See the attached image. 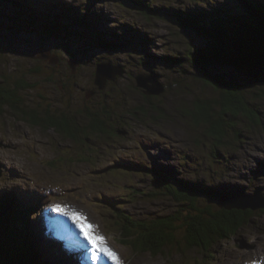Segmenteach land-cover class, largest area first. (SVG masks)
Returning <instances> with one entry per match:
<instances>
[{"label":"rangeland","instance_id":"obj_1","mask_svg":"<svg viewBox=\"0 0 264 264\" xmlns=\"http://www.w3.org/2000/svg\"><path fill=\"white\" fill-rule=\"evenodd\" d=\"M64 1L68 6L83 7L81 14L88 15L84 16L86 22L88 17L93 21L89 22L91 28L64 19L71 23L67 29L62 27L64 34L44 35L34 30L35 24L16 26V11L0 0V79L6 76L11 85L18 78L31 83L35 90L26 91L23 100L68 112L79 126L88 122L86 108L88 112L98 111L111 123L109 136L90 134L79 140L69 139L53 129L32 125L0 106V196L5 191L14 193L10 189L15 188V193L23 194L31 204L42 202L29 218L46 264H86L89 255L95 264H264L262 211H256L231 238L215 243L209 251L212 258L206 252L189 249L180 230L176 232L178 244L152 256L134 253L124 245L117 219L107 204L121 202L122 211L135 220L178 213L180 207L171 198L151 194L159 191L158 179L163 172H168L172 180L199 181L218 192L224 186L230 192L221 190L218 200L201 199L203 206L219 208L217 203L223 197L255 193L264 197V98L257 96L264 82L232 69L228 72L238 74L247 89L246 99L256 122L249 112L234 116L235 127L228 128L224 145L217 147L204 124L190 122L189 110L196 97L213 99L218 93L204 84L199 69L183 61L181 66H171L166 59L184 56L189 47L198 45V38L172 22L173 9L208 7L209 1L228 5L229 0ZM139 3H150L164 18L144 14ZM98 36L116 48L100 47ZM46 49L58 57L55 66L33 55ZM70 62L75 65L74 73ZM100 62L125 70L122 76L108 81L103 90L94 84L96 64ZM36 67L44 73L26 74ZM52 71L56 82L46 80ZM209 72L224 70L212 68ZM150 73L165 87L162 94L151 98L162 113L158 119L148 108L146 94L135 83L136 75ZM66 83L69 93L64 88ZM140 106L149 113L143 115ZM118 163L128 164L133 171L117 169ZM140 164L157 175L139 172L136 168ZM248 184L250 187L243 189ZM55 222L51 229L49 224ZM78 224L91 226L85 231L95 240V246L85 241ZM50 237L67 248L61 247L57 255L49 253L46 245L51 251L54 247L46 239ZM101 248L115 253L118 261L106 256ZM63 254L66 260L61 258ZM76 256L82 258L77 261Z\"/></svg>","mask_w":264,"mask_h":264},{"label":"trees","instance_id":"obj_2","mask_svg":"<svg viewBox=\"0 0 264 264\" xmlns=\"http://www.w3.org/2000/svg\"><path fill=\"white\" fill-rule=\"evenodd\" d=\"M1 2L16 11L14 16L16 26L26 24L32 27V24H35L34 30L44 35L64 34L65 32L61 31L62 27L67 29V25L71 26V23L67 24L64 19L74 20V25L87 28H91L89 22L93 23L90 17L88 22L84 19L86 14H81L83 7L68 6L64 0H1ZM140 7L146 15L164 18L161 11L158 8L154 9L150 3H141ZM170 14L174 18L172 20L174 24L198 38V45L189 47L184 56H166L167 61L171 66H181L184 62L199 69L204 84L211 86L218 93L217 98L213 99L196 97L192 109L189 110L190 122L193 125L204 124L216 146H222L228 128L235 127L232 123L234 116L249 112L251 119L256 122L255 114L250 113L246 99L247 89L241 84V80H238V74L228 72L232 69L264 82V0H229L228 5L209 1L208 7L192 10L175 8ZM91 15L94 16V13ZM98 41L100 47L116 48L99 36ZM212 68L223 69L224 72L210 74L209 70ZM40 73H44V70L36 67L29 69L26 74ZM53 74L54 72L50 73L46 80L56 82ZM1 77L0 106L8 107L22 120L32 125L53 129L69 139L79 140L82 135L86 138L90 134L107 136L111 134L110 121L102 118L98 111L88 112L86 108L84 111L88 122L79 126L75 117L68 112H58L42 102L30 106L23 100L26 91L35 90L31 83L18 78L11 85L6 76ZM67 85L64 84V88L69 93ZM257 96L264 98V87L258 89ZM152 97L157 96L146 95L144 99L148 101L149 110L154 111V116L158 119L162 113L157 110L154 103H151ZM138 110L143 115L148 112L143 106ZM116 165L113 166H119L117 168L119 170L133 171L128 164ZM136 170L156 174L144 164H140ZM170 178L168 172H163L158 179L159 191L151 194L160 193L171 198L180 207L178 213L135 220L122 211L119 206L121 202H107L117 219L121 240L134 253H149L156 256L167 246L178 244L176 232L180 230L189 249L206 252L209 258H212L213 254L209 251L215 243L235 235L256 211L264 212V208L252 211L203 206L201 199L215 197L218 200L220 198L218 193H223L221 190H225L224 193L230 192L221 185L222 189L219 187L218 192L199 181H177ZM250 185L243 186V189ZM10 190H14V193L5 191V194L0 196V264H46L40 254V242L29 218L38 212L42 202L31 204V200L26 199L23 194L15 193V188Z\"/></svg>","mask_w":264,"mask_h":264},{"label":"water","instance_id":"obj_3","mask_svg":"<svg viewBox=\"0 0 264 264\" xmlns=\"http://www.w3.org/2000/svg\"><path fill=\"white\" fill-rule=\"evenodd\" d=\"M179 2V1H178ZM49 50H37L33 52V55L39 59H48L52 66H55L58 62L56 55H51ZM72 73L75 72V65L70 62ZM125 73L124 68L118 65H114L110 62H100L96 64L94 84L99 90H103L108 81H114L117 76H122ZM136 86L141 88L146 95L157 96L165 91V87L162 83L155 78L153 74H138L135 76ZM94 91H91V93ZM0 176H2V165L0 164ZM224 202H221V201ZM221 201L217 203L218 207L230 209H250L252 211L264 208V197L255 193L252 196L237 195L231 197H223Z\"/></svg>","mask_w":264,"mask_h":264},{"label":"bare ground","instance_id":"obj_4","mask_svg":"<svg viewBox=\"0 0 264 264\" xmlns=\"http://www.w3.org/2000/svg\"><path fill=\"white\" fill-rule=\"evenodd\" d=\"M49 61V60H48ZM57 218V217H56ZM55 218V219H56ZM51 224V225H50ZM49 224V227L51 228V229H53V227H54V225H57V223L55 222V224H52V223H50ZM74 229L76 230V229H79L78 227H75L74 226ZM68 230H70V229H68ZM48 241H49V244H51L52 243V245L54 244V247H53V249H52V251H51V248L49 247V246H47L46 245V248H48V250H49V253H51V252H55V254L57 255V253L58 252H60V248L63 246H61L60 247V242L58 241V240H55V239H53L52 237H50V238H46ZM87 239H85V241H86ZM51 242V243H50ZM65 247V246H64ZM63 248V247H62ZM67 247H65V248H63V249H66ZM59 250V251H58ZM96 254V253H95ZM65 254H63L62 255V257L61 258H64V260H66V257L64 256ZM80 258H82V257H78V256H76V259H77V261H78V259H80ZM96 258H97V254H96ZM89 260H85L86 261V264H95L96 262L95 261H93V262H91V260H92V258H91V256L89 255V258H88Z\"/></svg>","mask_w":264,"mask_h":264},{"label":"snow or ice","instance_id":"obj_5","mask_svg":"<svg viewBox=\"0 0 264 264\" xmlns=\"http://www.w3.org/2000/svg\"><path fill=\"white\" fill-rule=\"evenodd\" d=\"M73 218L74 219L76 218V214H73ZM77 226L80 228V230L83 233L85 239H87L89 241V243H91V244H93L95 246V240L91 236H89V234L85 231L86 227H91V226L80 225V224H78ZM100 251L103 252L106 256H109L110 258L118 261V257H116L115 253H112L110 250H108L106 248H101Z\"/></svg>","mask_w":264,"mask_h":264}]
</instances>
